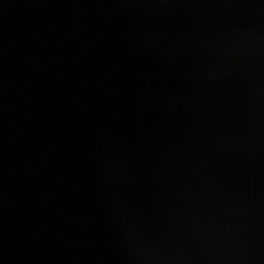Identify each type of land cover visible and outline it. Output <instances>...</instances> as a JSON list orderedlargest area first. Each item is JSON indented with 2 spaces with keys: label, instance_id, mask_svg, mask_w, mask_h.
Listing matches in <instances>:
<instances>
[{
  "label": "water",
  "instance_id": "water-1",
  "mask_svg": "<svg viewBox=\"0 0 264 264\" xmlns=\"http://www.w3.org/2000/svg\"><path fill=\"white\" fill-rule=\"evenodd\" d=\"M25 264H264V0H16Z\"/></svg>",
  "mask_w": 264,
  "mask_h": 264
}]
</instances>
